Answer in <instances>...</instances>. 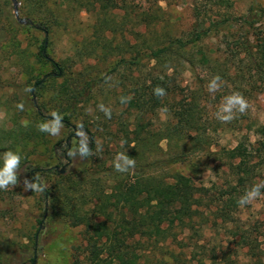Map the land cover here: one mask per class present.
Listing matches in <instances>:
<instances>
[{
	"label": "trees",
	"instance_id": "trees-1",
	"mask_svg": "<svg viewBox=\"0 0 264 264\" xmlns=\"http://www.w3.org/2000/svg\"><path fill=\"white\" fill-rule=\"evenodd\" d=\"M163 1L18 0L27 23L12 20L10 0L0 3V69L7 62L10 71L0 72V170L7 153L20 157L14 186L29 178L53 219L84 227L90 264H264V219L248 224L239 213L248 205L240 199L264 184V124L210 121L202 103L216 86L246 97V82L264 80V7L237 16L231 0H193L195 21L178 35L163 25ZM214 5L226 10L215 15ZM83 11L90 21H75ZM221 33L224 49L207 44ZM62 34L70 51L58 56ZM198 68V89L184 85V72ZM106 84L113 89L100 101ZM160 109L167 117L158 127ZM50 121L69 129L51 147L66 173L47 170L56 182L43 188L33 156L49 149L39 126ZM220 131L242 137L222 146ZM120 154L135 166L117 171ZM260 196L264 207V187ZM208 229L231 239L210 248L201 243ZM23 252L0 235V264H23Z\"/></svg>",
	"mask_w": 264,
	"mask_h": 264
},
{
	"label": "rangeland",
	"instance_id": "rangeland-1",
	"mask_svg": "<svg viewBox=\"0 0 264 264\" xmlns=\"http://www.w3.org/2000/svg\"><path fill=\"white\" fill-rule=\"evenodd\" d=\"M9 5L10 10L13 13L12 20L19 21L15 15V8L13 1ZM202 2V1H201ZM206 3V0H203ZM4 4V0L0 1ZM232 7L229 9L234 15H244L249 7L252 5L264 7V0H231ZM166 9L168 16V24L163 22V25L170 31L180 35L181 33H187L191 29L195 18L192 14L193 0H168V2L161 3ZM2 6V5H1ZM21 4L19 3V9ZM215 15L221 11L226 10L223 7L212 6ZM21 15V14H20ZM214 15V16H215ZM90 15L83 11L75 21L88 22L90 21ZM130 25V26H129ZM264 25V20H263ZM80 26V25H78ZM128 31L132 30V25L128 24ZM222 33L211 39L207 40L209 46L217 48L219 45L224 49ZM69 38L66 34H62L57 40V46H55L54 53L58 56H65L70 51ZM100 70L104 69V65L99 66ZM13 74L16 70H12ZM44 72L51 71L49 67L43 70ZM204 70L198 68L197 73H193L188 70L182 75L184 85L188 83L198 89L200 77H204ZM3 78L10 76L9 66L7 62L2 64L0 69ZM261 75H255L251 80V84L246 82L244 90L249 91L244 99L248 102V109L244 113L233 111V117H239L242 120L243 125L249 126L250 124H264V80L261 79ZM249 80V78H248ZM20 85L21 80H16ZM104 91L99 97L100 101L107 99L106 94L108 91H112L111 84H106ZM210 89V88H209ZM236 91L233 85L230 88L214 87L209 90L210 95L208 100L204 98L202 103L207 106L208 118L210 121H221L217 118L218 114L224 115L222 112L223 107L228 103L227 97L231 96V92ZM34 97H32L34 101ZM36 98V97H35ZM111 101L115 100V97L110 98ZM110 101V100H108ZM37 102V98H36ZM159 117L154 118L155 126H161L166 120L167 114L165 109L159 110ZM0 120L6 116L5 110L0 112ZM8 124V123H7ZM50 127L58 124L57 134L50 132L51 143L48 145V150L41 147L40 153L33 156L35 166H39L42 170L37 172V178L40 181L43 188L52 187L55 185L56 176L52 173L46 172L52 167H58L59 169L65 167L60 164L57 156L52 153L51 147L57 141L62 140L69 133L68 127L58 121H50L47 123ZM221 132V131H220ZM247 131H245L246 133ZM219 140L222 146L235 147L238 141L241 139L242 134L232 131H224L219 135L214 136ZM256 135H251V140L254 141ZM167 141H163L162 145L166 148ZM215 149V148H213ZM61 166V167H60ZM184 173H190L189 169H178ZM66 173V171H65ZM64 174V173H63ZM210 173L205 174V178L208 179ZM31 181L29 178L22 186L9 185L7 190L0 189V235L3 237L16 241L24 250L21 255V261L23 264H90L88 262V252L86 249L87 240L85 236V229L83 226H73L69 219L65 216L61 218L53 219L50 215V200L44 197L43 192L34 190L31 188ZM40 188V187H39ZM41 189V188H40ZM46 213V215H45ZM240 217L243 221L249 223L258 224L264 219V207L262 196H257L247 207H241ZM228 236L225 235L224 230L218 232L212 230H206L205 237L201 243L206 244L208 247H217L219 244H227L229 241ZM232 241V240H231ZM233 246V243L231 244ZM219 247V246H218ZM236 249V248H235ZM152 257H150L151 259ZM35 259V262H33ZM145 259H142L144 261ZM207 264H214L210 260H207Z\"/></svg>",
	"mask_w": 264,
	"mask_h": 264
},
{
	"label": "clouds",
	"instance_id": "clouds-1",
	"mask_svg": "<svg viewBox=\"0 0 264 264\" xmlns=\"http://www.w3.org/2000/svg\"><path fill=\"white\" fill-rule=\"evenodd\" d=\"M219 77H216L215 80H218ZM214 83V82H213ZM157 95H164L163 89L157 88L154 90ZM228 103L223 107L222 112L224 115L218 114L217 118L224 121L229 122L233 118V111H238L240 113H244L249 105L248 102L244 99V97L240 94H233L226 98ZM107 111V110H105ZM41 131H48L52 134H57L58 124L54 126H49L48 124H42L39 126ZM8 159L5 162V166L2 170H0V189L7 190L9 185H15L17 182L16 177V168L19 165L20 157L13 153H7ZM119 162L116 163L115 167L117 171L126 172L130 167L135 166V161L130 159L129 157L120 154L117 157ZM264 187V184L257 185L252 188L244 197H242L239 201L240 205L243 206L246 203H250L254 198L260 195V188ZM31 188L37 191L42 189L39 188L38 185L32 184Z\"/></svg>",
	"mask_w": 264,
	"mask_h": 264
},
{
	"label": "water",
	"instance_id": "water-1",
	"mask_svg": "<svg viewBox=\"0 0 264 264\" xmlns=\"http://www.w3.org/2000/svg\"><path fill=\"white\" fill-rule=\"evenodd\" d=\"M13 1V4H14V8H15V15L17 17V19L19 20L20 23H27V19L26 18H22L21 15H20V9H19V2L18 0H12ZM50 75H46L44 77V79L48 78ZM34 102L36 103V98L34 97ZM52 168H56V169H59L57 166L56 167H52ZM61 173H65L66 171V168L63 167L61 169H59Z\"/></svg>",
	"mask_w": 264,
	"mask_h": 264
}]
</instances>
